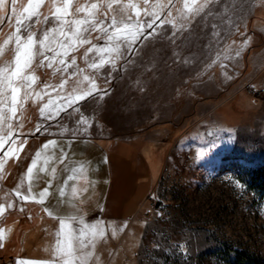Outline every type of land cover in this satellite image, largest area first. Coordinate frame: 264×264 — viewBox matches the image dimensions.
Returning a JSON list of instances; mask_svg holds the SVG:
<instances>
[{"label":"rangeland","instance_id":"1","mask_svg":"<svg viewBox=\"0 0 264 264\" xmlns=\"http://www.w3.org/2000/svg\"><path fill=\"white\" fill-rule=\"evenodd\" d=\"M52 2L44 0L43 15H50ZM93 2L98 0H79ZM111 2L113 11L106 23L112 16L120 19L116 10L122 5L136 3L138 8L128 14L143 25L144 34L132 50L121 47L115 67L105 64L98 74L81 59L84 48L72 53L84 74L95 76L99 91L59 116L73 111L72 118L78 121L82 114L90 121L89 128L100 126L111 136L134 141L153 165L150 196L116 239L113 256L138 237V264H235L234 253L242 252L264 261V200L235 175L237 167L264 164V0H217L188 19L179 12L185 0ZM28 3L15 0L13 6L6 0L0 8V46L15 32L16 18ZM202 3L195 0L197 7ZM161 4L167 7L153 8ZM145 10L159 15L151 35L147 25L153 16H146ZM170 19L175 26L167 22ZM51 26L50 20L45 27ZM13 46L14 41L8 44L3 59H12ZM36 75L34 91L61 81L52 69H38ZM75 79L63 93L50 88L43 100L29 99L22 112L17 105L16 116L9 121L11 136L0 134V154L4 150L9 154L10 148L21 151V144L25 148L41 103L51 98L53 108L63 104L59 95H66ZM82 87L87 89L88 81ZM12 157V153L6 157L7 164ZM3 165L2 159L0 184ZM11 219L17 222L18 213ZM8 220L1 219L0 227ZM5 258L0 246V263Z\"/></svg>","mask_w":264,"mask_h":264},{"label":"crops","instance_id":"2","mask_svg":"<svg viewBox=\"0 0 264 264\" xmlns=\"http://www.w3.org/2000/svg\"><path fill=\"white\" fill-rule=\"evenodd\" d=\"M39 109L34 131L25 148L15 153L10 151L8 155L12 153L13 157L9 164L3 155L5 150L0 154L4 164L1 168L0 221L7 222L15 213L19 218L17 222L8 220V225L0 227V246L6 255L0 264H20L22 261L51 264L59 231L57 218L68 216L81 217L88 224L103 222L105 237L96 242L95 255L89 264H138V237L134 245L123 248L117 256H113V252L119 241L116 239L123 233L120 229L124 230L126 224L138 217L150 196L153 165L134 141L111 136L100 126H78L77 119L71 116L73 111L43 122ZM37 125L41 126L39 132ZM77 128L80 130L73 135ZM50 140L56 141V147H50L47 154L55 153V159L47 165V172L40 171L44 166L43 159L37 162L33 170L36 178L31 181V197L25 201L16 195V190L19 188L23 195H28L27 169L35 153ZM61 149L67 154L63 164L59 163ZM80 164H83V170L68 179L73 175L70 170ZM53 167L56 168L54 177L50 175ZM45 188L48 193L41 200L39 192ZM59 188H64L63 197ZM109 225L116 229L115 236Z\"/></svg>","mask_w":264,"mask_h":264},{"label":"snow or ice","instance_id":"3","mask_svg":"<svg viewBox=\"0 0 264 264\" xmlns=\"http://www.w3.org/2000/svg\"><path fill=\"white\" fill-rule=\"evenodd\" d=\"M171 2L172 0H169V3ZM216 2L217 0H204V3L197 7L195 0H192L191 5L185 0L183 8L179 12L184 19L195 18L209 4ZM5 3L6 0H0V8L4 7ZM144 3L147 4V0H144ZM12 4L15 5V0H12ZM43 6L44 0H29L28 5L16 18L15 32L4 41L3 46H0V106H2L0 107V134L7 133L8 137L11 136L12 128L9 121L16 116L17 105L20 106L22 112L23 104L29 99L35 103L43 100L44 95H50L48 89L51 88L53 91L63 93L69 80L76 77L71 90L66 95H59V99L64 102L63 104L53 108L54 101L50 98L46 104L41 105L39 109L41 117L49 120L55 119L61 111L72 107L79 100L99 91L95 86V76L84 74L85 69L77 64V57L71 55L72 53L84 48L81 59L88 69L98 74L105 64L115 67L116 60L122 55L121 47L132 50V45L144 34L143 25H140L139 21H133V17L128 14L129 9L138 8L136 3L129 2L122 5L116 10L120 19L117 20L116 16H112L110 23L105 21L109 19L108 13L113 11L111 0H98V2L91 4H81L79 0H62L60 3L53 0L52 11L47 16L40 12V8ZM166 7L167 5L163 4L153 5V8L163 9ZM12 11H15L14 7ZM81 13L83 15H80ZM145 15L153 16V20L147 25L148 28H152L155 21L159 19V15L147 10H145ZM168 16H171V10L168 11ZM50 20L52 26L45 27ZM164 22L161 20L160 23L163 24ZM167 22L175 26L174 20L170 19ZM94 33L95 36H93ZM153 33H155L154 28L149 35ZM213 35H219V33H213ZM93 40H102L103 44L93 43ZM13 41L14 46L10 49L12 59H3L8 44ZM85 45L88 47L85 48ZM46 53H51V55ZM92 53L95 55L89 59ZM236 54L239 55V52ZM69 56H71L70 60ZM44 68L52 69L53 76L59 73L61 81L58 85L45 83L39 91H34L33 85L39 80L36 72L38 69ZM69 69L72 71L69 72ZM81 76L82 79H80ZM84 81L89 83L87 89L82 87ZM21 91L22 95H20ZM73 110L78 111V109ZM17 119L19 118L17 117ZM77 125L88 126L90 121L81 114ZM20 126L22 127V125ZM40 129L41 126L37 125L36 131L39 132ZM79 130V128L74 130L73 135ZM12 143L14 145L16 141L14 140ZM23 146V144L20 145V150H23ZM50 147H56L55 140L46 142L41 150L35 153L25 174V179L29 181L28 195H23L19 188L16 190V195L21 199L27 201L31 197V181L36 178L33 170L36 168L37 162L43 159L44 166L40 168V171L47 172V165L55 159V153L51 156L47 154ZM9 151L12 149L10 148ZM66 155L61 149L59 163H64ZM4 156L7 157L8 153L5 152ZM83 167V164H80L78 168H72L70 171L73 175H70L68 179H73L75 173L78 170H83ZM55 174L56 168L53 167L50 175L54 177ZM23 183L22 180L21 187H23ZM49 186H51L50 183ZM58 191L61 197L65 195L64 188H59ZM72 191L75 193L76 189L73 188ZM47 193L48 188L39 192L41 200ZM48 214L53 215L51 211ZM57 219L59 220V231L56 233L57 239L51 264H89L95 255L96 242L105 237L103 222L97 221L94 224H88L78 216ZM109 228L112 230V235L115 236L116 229L111 225ZM120 231H123V228ZM95 259L98 260V257ZM20 264H29V262L22 261Z\"/></svg>","mask_w":264,"mask_h":264},{"label":"trees","instance_id":"4","mask_svg":"<svg viewBox=\"0 0 264 264\" xmlns=\"http://www.w3.org/2000/svg\"><path fill=\"white\" fill-rule=\"evenodd\" d=\"M235 175L249 191L260 200H264V164L250 168L237 167ZM234 255L235 264H264V261L259 257H253L243 252L234 253Z\"/></svg>","mask_w":264,"mask_h":264}]
</instances>
